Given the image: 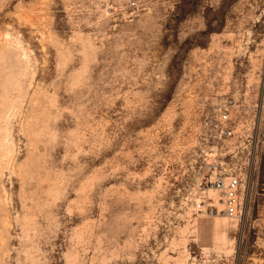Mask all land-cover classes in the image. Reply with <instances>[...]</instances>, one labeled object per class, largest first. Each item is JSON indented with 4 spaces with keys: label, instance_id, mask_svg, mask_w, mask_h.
<instances>
[{
    "label": "rangeland",
    "instance_id": "1",
    "mask_svg": "<svg viewBox=\"0 0 264 264\" xmlns=\"http://www.w3.org/2000/svg\"><path fill=\"white\" fill-rule=\"evenodd\" d=\"M263 92L264 0H0V264H253L197 133Z\"/></svg>",
    "mask_w": 264,
    "mask_h": 264
},
{
    "label": "built area",
    "instance_id": "2",
    "mask_svg": "<svg viewBox=\"0 0 264 264\" xmlns=\"http://www.w3.org/2000/svg\"><path fill=\"white\" fill-rule=\"evenodd\" d=\"M197 135L206 171L196 185V211L233 222L242 245L254 240L256 256L249 261L264 264V92L252 108L235 95L219 101Z\"/></svg>",
    "mask_w": 264,
    "mask_h": 264
},
{
    "label": "bare ground",
    "instance_id": "3",
    "mask_svg": "<svg viewBox=\"0 0 264 264\" xmlns=\"http://www.w3.org/2000/svg\"><path fill=\"white\" fill-rule=\"evenodd\" d=\"M211 191H213V193H215V195L217 194L214 190H211ZM217 203L220 205V203H219V201L217 200ZM219 218L218 216H214V218ZM223 219H226L225 217H223Z\"/></svg>",
    "mask_w": 264,
    "mask_h": 264
}]
</instances>
